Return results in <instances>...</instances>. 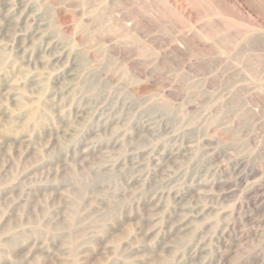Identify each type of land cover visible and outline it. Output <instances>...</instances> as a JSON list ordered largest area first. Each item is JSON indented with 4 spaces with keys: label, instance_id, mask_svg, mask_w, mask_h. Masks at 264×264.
<instances>
[{
    "label": "rangeland",
    "instance_id": "rangeland-1",
    "mask_svg": "<svg viewBox=\"0 0 264 264\" xmlns=\"http://www.w3.org/2000/svg\"><path fill=\"white\" fill-rule=\"evenodd\" d=\"M0 264H264V0H0Z\"/></svg>",
    "mask_w": 264,
    "mask_h": 264
}]
</instances>
